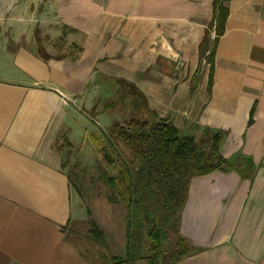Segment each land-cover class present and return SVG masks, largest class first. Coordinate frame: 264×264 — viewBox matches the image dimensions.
<instances>
[{
  "label": "crops",
  "instance_id": "obj_1",
  "mask_svg": "<svg viewBox=\"0 0 264 264\" xmlns=\"http://www.w3.org/2000/svg\"><path fill=\"white\" fill-rule=\"evenodd\" d=\"M227 6L208 90L197 46L212 0H0V264H93L63 237L80 215L64 152L79 104L91 108L101 85L181 133L222 129L221 154L250 159V176L240 166L191 178L179 228L192 252L177 264H264V0ZM37 18L76 29V57L43 59L22 44Z\"/></svg>",
  "mask_w": 264,
  "mask_h": 264
},
{
  "label": "trees",
  "instance_id": "obj_2",
  "mask_svg": "<svg viewBox=\"0 0 264 264\" xmlns=\"http://www.w3.org/2000/svg\"><path fill=\"white\" fill-rule=\"evenodd\" d=\"M228 1L212 0V17L197 46L198 67L203 60L208 64V90L215 49L225 29ZM58 28L60 33L53 44L61 49L67 34L76 29L65 24ZM33 32L36 45L41 46L38 30ZM69 46L77 48V52L62 50L51 55L43 47L40 51L30 49L43 59L76 57L81 46L75 42ZM156 62L162 72L175 74L174 64L168 59L159 56ZM198 67L195 79L199 76ZM90 135L99 156L95 180L105 188L110 203L128 208L125 253H102L101 260L107 264H177L192 252L179 228L191 178L215 170H238L240 166L247 168L249 176L252 171L250 159L242 155L227 159L221 154L224 130L203 126L198 133H181L170 119L153 112L114 121L103 133L93 131ZM119 149L127 151L128 156ZM84 236L105 247L104 233L92 218Z\"/></svg>",
  "mask_w": 264,
  "mask_h": 264
},
{
  "label": "rangeland",
  "instance_id": "obj_3",
  "mask_svg": "<svg viewBox=\"0 0 264 264\" xmlns=\"http://www.w3.org/2000/svg\"><path fill=\"white\" fill-rule=\"evenodd\" d=\"M37 24V25H34ZM45 19L33 20L31 33L37 29L41 46H37L35 39L22 40V44L27 48L40 51V47L51 54L57 55L64 52L76 53L77 48H70L69 43L72 37L67 34L63 47H54L53 42L60 33L58 25H51ZM27 32V30H26ZM2 64V63H1ZM202 61L201 65H206ZM102 83V82H101ZM113 92L105 85L91 89V108L85 107V103L79 104V111L75 112V129L77 133L76 142L70 148L68 155L64 152V159L68 161V173L73 186L79 194V214L74 220L69 222L63 231V237L72 243L84 259L93 264H107L101 260V254H114L121 252L124 247L122 239L126 236V216L128 208L123 204L110 203L106 198V190L95 180L96 169L99 164V156L94 144L91 141L93 131L103 133L114 121H123L131 117H136L135 103L139 102L133 93L126 91ZM85 96H87L85 94ZM87 97H85L86 100ZM112 102V103H111ZM135 102V103H134ZM108 103L110 105H108ZM86 105H88L86 103ZM136 106V105H135ZM124 155L128 152L119 149ZM86 210L88 212H86ZM93 219L106 236V247H101L97 243L87 239L84 234L88 228V220Z\"/></svg>",
  "mask_w": 264,
  "mask_h": 264
},
{
  "label": "built area",
  "instance_id": "obj_4",
  "mask_svg": "<svg viewBox=\"0 0 264 264\" xmlns=\"http://www.w3.org/2000/svg\"><path fill=\"white\" fill-rule=\"evenodd\" d=\"M212 35H213V33H212ZM204 61V60H203Z\"/></svg>",
  "mask_w": 264,
  "mask_h": 264
}]
</instances>
